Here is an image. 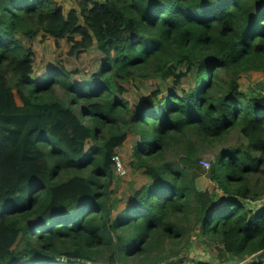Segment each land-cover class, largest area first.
Here are the masks:
<instances>
[{
    "label": "trees",
    "instance_id": "trees-1",
    "mask_svg": "<svg viewBox=\"0 0 264 264\" xmlns=\"http://www.w3.org/2000/svg\"><path fill=\"white\" fill-rule=\"evenodd\" d=\"M41 33L101 59L81 78L38 71ZM251 70L264 0H0V264H178L194 240L219 264H264V95L238 82ZM148 78L165 85L123 98ZM129 136L146 179L120 192ZM206 152L211 190L193 175Z\"/></svg>",
    "mask_w": 264,
    "mask_h": 264
},
{
    "label": "rangeland",
    "instance_id": "rangeland-1",
    "mask_svg": "<svg viewBox=\"0 0 264 264\" xmlns=\"http://www.w3.org/2000/svg\"><path fill=\"white\" fill-rule=\"evenodd\" d=\"M58 4H60L64 11L67 12L71 8L77 7L78 0H54ZM34 52H35V68L40 71L42 69L46 70L51 66L57 65L58 62L63 64L67 69L76 70L75 78H81L85 74L91 73L94 68L98 65L101 55L97 52L96 49L91 48L87 51L81 53L78 57L69 54L70 44H68L64 39H59L58 41H54L53 38L44 36L43 33L38 34L36 38L33 39ZM239 86L245 91L248 96H263L264 95V74L260 71H248L245 73H241L239 75ZM165 85L164 82L160 81L156 78H148L144 80H137L134 83L124 82L123 86L125 88L122 96L125 98L131 105L135 102H138L140 99L147 96L156 86ZM184 85L186 82L184 81ZM166 89V87H164ZM57 91L60 90L57 88ZM165 91V90H164ZM16 99L20 103L19 99L16 96ZM125 142L123 147L117 148L114 152V156H120L122 162V170L127 171L126 175H119L115 169L116 174L121 177L119 178V183L117 184V190L120 192L126 188L129 182L134 179L138 184L142 182V179L146 177L142 175L140 172L132 171L130 166L128 165L127 157L131 153V144L133 140V136H129ZM133 137V138H132ZM235 137L229 140L228 144L233 143ZM90 144V142L88 143ZM169 157H172L171 155ZM201 158H204L205 161L209 164V160H212L213 156L211 152H206L201 155ZM123 163V164H122ZM125 167H124V166ZM209 165L203 164L200 162L199 170H194L193 175L196 177V185L198 188H209L210 190L215 186V184L211 181L209 176ZM264 204V198L254 203V208L256 209L258 206ZM124 206V202L121 201L118 203V208H122ZM182 256H186L192 260L193 264L197 260H208L213 264H219L215 258V251L210 250L208 247L203 246L199 241L193 242L192 247L189 250H184L181 253ZM177 258L173 257L169 260H172L170 264H175L174 261ZM168 260V261H169ZM250 260V258L246 259ZM161 264H165L161 263ZM225 264V263H224Z\"/></svg>",
    "mask_w": 264,
    "mask_h": 264
},
{
    "label": "built area",
    "instance_id": "built-area-1",
    "mask_svg": "<svg viewBox=\"0 0 264 264\" xmlns=\"http://www.w3.org/2000/svg\"><path fill=\"white\" fill-rule=\"evenodd\" d=\"M113 159H114V164H115V169H116V171H117V173L119 174V175H122V176H124V175H126V172L124 171H121L123 168H122V165H121V162H122V160H121V158H120V156H113ZM200 162H202L203 164H206V165H209L210 164V162H209V164L205 161V159L204 158H201L200 159ZM123 164V163H122ZM124 166V165H123ZM125 167V166H124ZM243 263H244V261H242ZM241 262V263H242ZM178 264H193V262H192V260H190V259H185V260H183L182 262H179Z\"/></svg>",
    "mask_w": 264,
    "mask_h": 264
},
{
    "label": "water",
    "instance_id": "water-1",
    "mask_svg": "<svg viewBox=\"0 0 264 264\" xmlns=\"http://www.w3.org/2000/svg\"><path fill=\"white\" fill-rule=\"evenodd\" d=\"M254 256L256 257L257 260H263L264 259V252H258L256 254H254Z\"/></svg>",
    "mask_w": 264,
    "mask_h": 264
},
{
    "label": "clouds",
    "instance_id": "clouds-1",
    "mask_svg": "<svg viewBox=\"0 0 264 264\" xmlns=\"http://www.w3.org/2000/svg\"><path fill=\"white\" fill-rule=\"evenodd\" d=\"M114 156V155H113ZM248 259V258H247ZM246 260H244V262H245Z\"/></svg>",
    "mask_w": 264,
    "mask_h": 264
}]
</instances>
